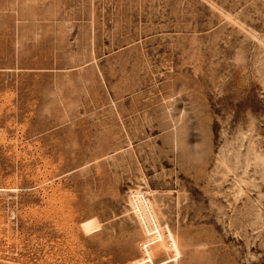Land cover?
Returning a JSON list of instances; mask_svg holds the SVG:
<instances>
[{"label":"rangeland","instance_id":"374dc122","mask_svg":"<svg viewBox=\"0 0 264 264\" xmlns=\"http://www.w3.org/2000/svg\"><path fill=\"white\" fill-rule=\"evenodd\" d=\"M0 264H264V0H0Z\"/></svg>","mask_w":264,"mask_h":264}]
</instances>
